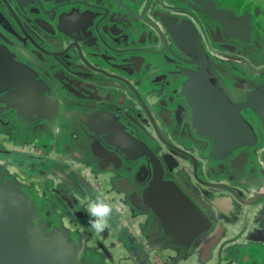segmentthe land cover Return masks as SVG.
Here are the masks:
<instances>
[{"label": "flooded vegetation", "instance_id": "af4514ba", "mask_svg": "<svg viewBox=\"0 0 264 264\" xmlns=\"http://www.w3.org/2000/svg\"><path fill=\"white\" fill-rule=\"evenodd\" d=\"M32 1L0 0V46L33 71L56 113L28 122L22 108L0 103V164L14 180L101 264H255L264 257V0ZM205 7L250 16L249 40L229 35ZM64 14L61 33L44 26L46 15L52 26ZM168 16L194 29L220 89L255 133L253 145L219 156L210 138L194 132L183 73L193 66L158 20ZM257 90L248 95L253 106H242L246 92ZM100 112L150 152L152 165L131 144L123 141L122 153L77 123L78 115ZM94 140L105 159L93 154ZM154 170L208 218L207 233L165 236L143 198ZM97 196L116 209L101 233L87 212ZM216 198L217 208L210 205ZM172 240L192 241L179 247ZM222 240H233V254L220 252Z\"/></svg>", "mask_w": 264, "mask_h": 264}, {"label": "water", "instance_id": "95a60500", "mask_svg": "<svg viewBox=\"0 0 264 264\" xmlns=\"http://www.w3.org/2000/svg\"><path fill=\"white\" fill-rule=\"evenodd\" d=\"M15 1L20 6L33 3L32 0ZM191 1L198 4L197 0ZM55 3L59 2L55 0ZM205 10L212 18L223 22L231 33L229 35L239 36L244 41L249 40L250 16L246 14L232 19L211 7H205ZM68 15H62L59 24L54 23L52 26L48 20L51 21L53 15H46L42 21L51 32L56 27L55 33L56 31L61 33L62 22L70 18ZM170 17L164 19L160 17L158 20L166 31L172 32L174 44L186 55L189 60L187 63L193 66L191 70H183V73L188 81L187 88L184 87L192 104L190 105L194 132L210 138L214 143L213 150L219 156H229L231 151L253 145L256 141L255 133L240 115V106L233 104L220 89L219 77L212 69L209 57L194 33H190L194 29L186 24V21L177 24L176 20ZM180 38L183 39L181 43ZM31 78H34L33 71L0 46V103L6 108L16 107L18 112H21L22 108L26 114L21 112L19 115L24 120L29 118L28 122L35 119L49 122L56 113V106L51 98L43 96L39 82ZM260 91L246 92L248 104L242 106L251 107L248 95ZM258 115L256 116L260 117ZM77 117L79 125L91 133L105 135L104 141L110 144L114 141L115 145H112L121 149L120 152L125 151L124 141L127 145L131 144L129 150H135L136 157H144L149 164L152 163L150 152L137 143L131 134L127 135L122 124L116 119L102 112ZM90 148L93 149L96 158L107 157L99 154L102 153V149L96 140ZM154 179L155 181L144 191L143 198L148 208L154 212L165 236L172 232L174 238L182 239L185 236L192 239L204 231L206 233L209 231L208 218L190 204L171 182L160 180L155 170ZM225 189L234 195L230 187ZM220 198H216L210 205L216 207V202ZM172 241L176 246L183 247L192 240ZM220 244L223 245L220 252L233 254V240L228 242L222 240ZM263 263L264 257L261 256L255 261V264ZM0 264H101V260L90 256L83 248L79 235L59 222L50 209L36 203L35 193L20 185L0 164Z\"/></svg>", "mask_w": 264, "mask_h": 264}, {"label": "clouds", "instance_id": "9594fccd", "mask_svg": "<svg viewBox=\"0 0 264 264\" xmlns=\"http://www.w3.org/2000/svg\"><path fill=\"white\" fill-rule=\"evenodd\" d=\"M115 210L114 205L106 198L97 196L87 205L91 229L97 233L105 231L110 226V220Z\"/></svg>", "mask_w": 264, "mask_h": 264}, {"label": "rangeland", "instance_id": "374dc122", "mask_svg": "<svg viewBox=\"0 0 264 264\" xmlns=\"http://www.w3.org/2000/svg\"><path fill=\"white\" fill-rule=\"evenodd\" d=\"M121 264V263H120Z\"/></svg>", "mask_w": 264, "mask_h": 264}]
</instances>
